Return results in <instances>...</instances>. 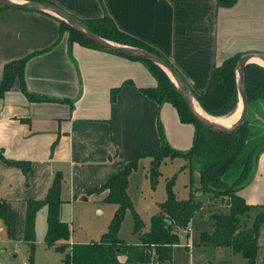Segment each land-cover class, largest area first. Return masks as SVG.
<instances>
[{"label": "crops", "instance_id": "1", "mask_svg": "<svg viewBox=\"0 0 264 264\" xmlns=\"http://www.w3.org/2000/svg\"><path fill=\"white\" fill-rule=\"evenodd\" d=\"M37 1L50 2L78 20L106 12L119 30L167 60L195 93L204 89L211 68L223 59L248 53L264 56V0H236L227 8L217 7L214 0ZM54 17L23 9L0 11V80L4 64L51 46L28 57L23 66L27 90L48 99L28 100L16 79L0 98L2 156L29 164L24 175L0 160V243H25L26 201L44 196L54 172L62 176L59 217L64 203L86 198L103 203L106 192L91 190L135 152L157 148V124L173 149H188L193 136L192 124L181 122L170 103H156L140 91L156 85L145 65L112 52L69 45L65 35L55 42L59 26ZM12 68L16 73L17 63ZM113 88L117 90L111 100ZM237 195L251 206L263 203L264 150ZM240 220L249 226L252 217ZM215 248L225 249L236 264H247L229 247ZM145 264L159 263L147 253ZM253 264H264V223Z\"/></svg>", "mask_w": 264, "mask_h": 264}, {"label": "trees", "instance_id": "2", "mask_svg": "<svg viewBox=\"0 0 264 264\" xmlns=\"http://www.w3.org/2000/svg\"><path fill=\"white\" fill-rule=\"evenodd\" d=\"M214 2L217 7L227 8L232 6L236 0H214ZM46 3L52 4L50 2ZM5 9L11 8L0 5V11ZM54 18L58 21L59 26L55 42L66 30L69 45L77 43L81 46L107 51L93 44L83 34L68 26L64 21L57 17ZM79 21L101 38L121 45L142 48L163 58L148 45L119 30L106 12H103L100 17L80 19ZM50 47L31 52L19 60L3 65L0 80V98L5 91L12 87L16 79L20 91L28 100L48 99L27 90L23 79V66L28 57ZM118 55L140 61L155 79L156 85L154 87L140 90L145 96L156 103H170L175 108L181 122L192 124L193 136L189 148L181 151L170 147L162 135L160 125L157 124L160 145L157 148H147L135 152L131 160L121 169L97 188L91 190V192L105 191L106 194L102 201L113 204L114 210L106 230L100 234L98 240L86 243L68 242L70 237L69 227L58 218L62 176L59 172H54L44 196L37 200L26 201L23 240L31 250L34 238V217L37 211L44 207L45 231L43 242L45 246L53 247L56 251L62 253V264H145L146 254L150 252L155 256L157 263L161 264L168 261L172 247L178 244V231L181 228L186 229L188 227L189 218L200 207L202 201H194L191 190L187 198L177 200L168 183L167 196L160 203L159 213L151 217L148 229L139 235V242L137 244L126 243L117 236L125 211L128 210L131 213L133 230H136L139 224V219L132 209L126 193L128 175L136 169L138 159L142 157L149 158L147 174L150 180L158 173V166L163 160L172 159L175 156L187 160L195 157L198 159L196 168L199 186L193 191L211 193L219 198L220 202H225L227 206V213L214 212L210 215L212 229L210 232H204L200 235V243L210 245L213 248L229 247L233 253H238L246 259L247 264H253L259 229L264 223V200L258 206L262 207L263 210L254 215L249 226H245L240 218L246 216L249 209L255 206L246 204L237 195V191L251 179L254 173L257 156L264 150V129L250 132L246 119L238 131L234 133L222 134L207 129L190 114L178 89L160 67L149 61ZM240 56L241 54L229 56L223 59L220 64L214 65L201 92L195 93L187 86L203 112L210 116L223 117L235 110L238 94L234 70ZM13 63L18 65L16 73L13 72ZM243 82L247 107L253 101L264 104V67L254 63H246L243 68ZM116 90L117 88L110 90L111 100ZM0 160L18 168L24 175L29 170L27 162L7 160L2 156L1 151ZM120 256L124 257L122 261L119 260ZM29 264H31L30 256Z\"/></svg>", "mask_w": 264, "mask_h": 264}, {"label": "rangeland", "instance_id": "3", "mask_svg": "<svg viewBox=\"0 0 264 264\" xmlns=\"http://www.w3.org/2000/svg\"><path fill=\"white\" fill-rule=\"evenodd\" d=\"M62 35L67 37V31H63ZM249 63L257 64L253 61H249ZM238 107L234 122L240 112L239 99L235 110ZM233 112L226 116L231 117ZM226 116L211 117L226 118ZM246 123L250 132L264 129L263 103L253 101L247 107ZM197 161L198 159L195 157L187 160L180 156L165 159L159 164L156 176L150 180L147 174L148 157L140 158L136 169L130 172L126 188L127 196L139 219V224L136 230H133L131 213L128 210L125 211L117 236L129 244L139 242V235L148 229L151 217L159 213L160 203L167 196L166 188L169 183V188L177 200L187 198L191 190L194 201H202L200 207L192 213L188 220L189 231L186 232L185 228H181L177 233L179 241L172 247L171 264H236V260L229 258L225 249H216L199 241L202 233H208L212 229L210 215L214 212L227 213V206L211 193L193 191L199 186ZM59 209L58 218L69 227V240L88 242L98 240L100 234L106 230L114 205L105 202L98 203L92 198H86L61 204ZM262 210V207H251L247 215L253 219L254 215ZM44 230L45 209L42 207L36 213L31 250L24 242L0 243V264H29V256L31 264H62V253L53 247L45 246L43 242ZM150 255L153 253H148V256Z\"/></svg>", "mask_w": 264, "mask_h": 264}, {"label": "water", "instance_id": "4", "mask_svg": "<svg viewBox=\"0 0 264 264\" xmlns=\"http://www.w3.org/2000/svg\"><path fill=\"white\" fill-rule=\"evenodd\" d=\"M0 5L7 6L11 9H23V10H30V11H37V12H44L54 15L55 17L59 18L60 20L64 21L68 26L72 27L73 29L77 30L79 33L83 34L88 40H90L96 46L103 48L107 51H111L117 54L131 56L134 58H138L141 60L149 61L158 67H160L164 73L168 76L174 86L178 89L183 101L186 104L190 114L202 124L207 129L227 134V133H234L238 131L241 127L243 122L246 119L247 115V99H246V92L243 82V68L246 63H249L251 59H259L264 65V56L258 53H248L242 54L235 65V83L236 89L238 94V99L240 102V112L235 120V122L228 127H222L218 124L201 117L193 108L192 101L194 97L192 96L191 92L189 91L186 84L177 74V72L173 69V67L163 58L158 56L155 53L146 51L142 48L132 47L127 45L117 44L111 41H108L104 38H101L87 29L79 20L74 18L73 16L63 12L58 7L37 0H0ZM196 102V101H195ZM85 199V198H82Z\"/></svg>", "mask_w": 264, "mask_h": 264}, {"label": "bare ground", "instance_id": "5", "mask_svg": "<svg viewBox=\"0 0 264 264\" xmlns=\"http://www.w3.org/2000/svg\"><path fill=\"white\" fill-rule=\"evenodd\" d=\"M250 61H253V62H256L257 64L261 65L264 67L263 63L259 60V59H251ZM192 105H193V108L195 109V111L203 118H206L216 124H218L219 126H222V127H228V126H231L233 123H234V119H235V116L238 112V109L239 107L233 112V114L231 115V117H227L226 118H214V117H211L207 114H205L200 108L199 106L197 105V103L193 100L192 101Z\"/></svg>", "mask_w": 264, "mask_h": 264}, {"label": "built area", "instance_id": "6", "mask_svg": "<svg viewBox=\"0 0 264 264\" xmlns=\"http://www.w3.org/2000/svg\"><path fill=\"white\" fill-rule=\"evenodd\" d=\"M185 230H186V232H188L189 231V227H187Z\"/></svg>", "mask_w": 264, "mask_h": 264}]
</instances>
